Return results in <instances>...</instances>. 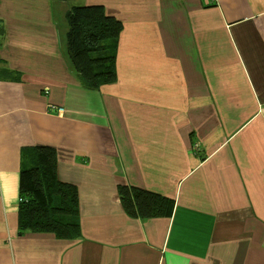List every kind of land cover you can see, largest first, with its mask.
I'll return each mask as SVG.
<instances>
[{
    "label": "crops",
    "instance_id": "1",
    "mask_svg": "<svg viewBox=\"0 0 264 264\" xmlns=\"http://www.w3.org/2000/svg\"><path fill=\"white\" fill-rule=\"evenodd\" d=\"M0 264H16L4 0H0Z\"/></svg>",
    "mask_w": 264,
    "mask_h": 264
}]
</instances>
